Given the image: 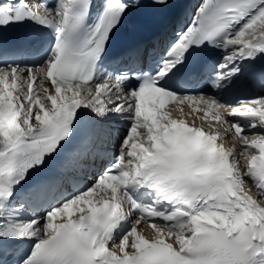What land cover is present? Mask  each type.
Returning a JSON list of instances; mask_svg holds the SVG:
<instances>
[{
    "label": "snow or ice",
    "instance_id": "1",
    "mask_svg": "<svg viewBox=\"0 0 264 264\" xmlns=\"http://www.w3.org/2000/svg\"><path fill=\"white\" fill-rule=\"evenodd\" d=\"M173 6L0 0V264L22 244L17 264H264V205L249 194L264 199V97L222 100L242 64L264 61V0H202L154 66L132 50L106 67L122 27ZM27 25L50 33L46 47L32 41L41 62H9L3 35ZM211 50L223 51L221 71L205 81L202 54ZM200 82L211 94L193 92ZM176 102L214 112L232 146L171 118L165 109ZM226 107L238 119L222 115ZM121 121L130 123L112 161L89 185L63 192L66 167ZM54 163V175L30 183Z\"/></svg>",
    "mask_w": 264,
    "mask_h": 264
},
{
    "label": "bare ground",
    "instance_id": "2",
    "mask_svg": "<svg viewBox=\"0 0 264 264\" xmlns=\"http://www.w3.org/2000/svg\"><path fill=\"white\" fill-rule=\"evenodd\" d=\"M39 86H40V85H39ZM45 86L47 87L48 85L46 84ZM36 88H39V87L36 86ZM188 104H189L188 102H185L184 104H180V103H179L176 107L173 108V110H175V111L177 110V111H178V110L180 109V107H185V106L188 105ZM193 105H196V104L193 103ZM171 112H172V110H170V113H171ZM232 141H233V140H232ZM226 144H227V143H226ZM227 145H228V144H227ZM236 147H237V150H239L240 147H241V145L237 144ZM253 151H254V150H253ZM251 154H253V152H248V153H247V155H251ZM250 186H251V185H250V182H249V184H246V185H245L246 190H247ZM254 190H255V189H253V191H254ZM142 228H144V226H141L139 229H142Z\"/></svg>",
    "mask_w": 264,
    "mask_h": 264
},
{
    "label": "rangeland",
    "instance_id": "3",
    "mask_svg": "<svg viewBox=\"0 0 264 264\" xmlns=\"http://www.w3.org/2000/svg\"><path fill=\"white\" fill-rule=\"evenodd\" d=\"M253 131H256V130H253Z\"/></svg>",
    "mask_w": 264,
    "mask_h": 264
}]
</instances>
